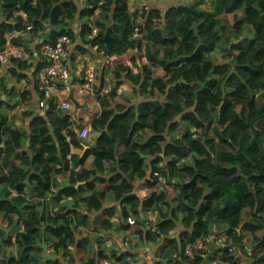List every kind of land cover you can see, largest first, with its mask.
Instances as JSON below:
<instances>
[{
	"label": "trees",
	"instance_id": "obj_1",
	"mask_svg": "<svg viewBox=\"0 0 264 264\" xmlns=\"http://www.w3.org/2000/svg\"><path fill=\"white\" fill-rule=\"evenodd\" d=\"M204 1L138 14L128 11L129 0H87L82 15L91 17L100 8L107 22L97 25L94 37H86L87 30L85 43L112 57L136 50L147 65L140 63L139 73L120 66L104 72L101 88L106 84L110 90L96 97L102 111L90 121L96 134L92 143L79 139L69 117L53 104L43 115H29L28 130L22 132L0 118V253L18 250L17 260L3 256L0 264H65L63 258L43 260V238L56 253L70 256L75 247L83 257L89 217L102 209L108 193L123 205L121 227L111 221L115 210L110 209L98 227L90 224L92 230L121 235L125 219L133 215L135 234L156 246L154 256L167 258L185 241L227 227L247 256L244 264H264V103L259 97L264 94V0H212L209 9L200 7ZM17 6L34 25L30 41L50 43L63 33L71 37L70 24L79 12L72 0H0L5 16L0 45L14 23L21 26L18 18L10 21ZM46 25L50 34L44 40L38 33ZM156 67L163 76H153ZM38 69L23 61H14L12 68L17 78L27 71L35 76ZM125 71L124 80L142 98L128 106L113 99ZM4 82L0 78V87ZM144 130L151 135L136 141ZM83 144L89 148L82 156L72 153ZM148 165L147 185L161 180L173 185L172 199L164 191L142 201L133 194L131 181L145 178ZM60 176L67 181L57 187ZM146 212L154 223L141 219ZM4 222L10 232L2 238ZM106 249L99 247L83 264H98ZM221 258L243 264L225 253Z\"/></svg>",
	"mask_w": 264,
	"mask_h": 264
},
{
	"label": "crops",
	"instance_id": "obj_2",
	"mask_svg": "<svg viewBox=\"0 0 264 264\" xmlns=\"http://www.w3.org/2000/svg\"><path fill=\"white\" fill-rule=\"evenodd\" d=\"M77 5L79 12L74 17L73 21L70 24V34H71V44L68 48V67L70 69L71 73V81L70 85L67 89H62L60 91V102L68 101L71 103L72 108L69 111L70 115V122L72 123V127L74 132L76 133L78 129L83 126L84 123L89 122L97 119L100 115L102 108L100 103L97 101V96H102V91L95 96L90 95H81L78 93V87L81 84V74L78 66V58L80 55H90L93 57V59L97 63V69H98V85L96 86V90L98 92V88L100 90L101 88V82L106 81V78H103L104 72L113 69L117 66H120V68L128 69L130 68L133 73L139 72V65L140 63L147 65L146 60H142L140 62L138 56L136 55V50L134 51H128L120 56L116 57H110L107 55H104L102 52L97 51L96 47H91L89 44L85 43L86 37L91 34H94L96 31L92 29L91 20L92 18L95 20L96 25H101L103 23H106V18L104 13L100 9L91 17H84L82 15V10L86 7V0L84 3L82 0H72ZM195 0H129L127 8L130 13L137 12L140 14L143 10L151 11L152 9H156L160 11L161 13H165L169 8L176 7V6H189L192 5V3ZM212 1V0H211ZM5 16L2 13V9H0V23L4 20ZM67 21V20H66ZM139 22H141L139 20ZM46 30L43 32H39L40 37L44 40H47L49 37V31L50 28H48V25H46ZM89 30V32L86 35L84 33ZM99 33L98 31L94 34L96 36ZM90 34V35H89ZM7 33L5 34L6 37ZM92 36V37H94ZM39 39V38H37ZM34 38L33 40H28L26 43H29L28 47L26 48L28 51V61L32 67L40 65V44L37 40ZM13 68V65H12ZM12 68L8 71H3L0 68V78H3L5 82L0 87V101H2V104L0 106V118L4 117L6 120V126H10L13 130L17 131H25L28 130V122L29 120L26 118H29V115L33 114H41L43 115L44 112L39 110L37 107V102L40 97L38 88H37V80L36 76H33L30 73H27L23 71L22 73L27 75V78H25V74L21 77L17 78L15 74H13ZM153 76L155 77H161L163 76L164 72L161 71L159 68L155 69L153 68ZM125 72H120L121 75V84L118 87L117 94L113 98L115 101L120 103L122 106H128L129 104H137L141 101V97L139 96V90L138 88H135L133 85L130 84L129 81L124 80ZM106 87L110 88V85H106L101 88L104 89ZM19 90L21 97L23 99L24 105L27 106V110L24 112H19L17 109L14 108L12 104V98L16 94V91ZM26 116V117H25ZM63 134H65L63 132ZM95 133H92L90 131L89 137L91 139H85L87 142L92 143L93 139L95 137ZM151 133L148 130H144L137 134L135 137L136 141H145ZM88 137V138H89ZM28 146V145H27ZM83 147V146H82ZM83 151V149H82ZM119 153L123 152V148L120 147L118 150ZM72 153L79 154V156H82L83 152L78 151L77 149L72 150ZM145 157V156H143ZM151 162V159H147V163L149 164ZM149 168L146 172V177L143 179L135 178L131 181L132 184V192L137 197H139V200H143L147 198V196L152 192H160L164 191L165 193H169V189H171L170 185H166L162 180L158 182L155 186L149 187L147 185V182L150 178V172H151V165H148ZM8 169H4V173H6ZM116 174V173H114ZM112 174V175H114ZM124 176V175H123ZM67 177H58V185L57 187H61L66 184ZM125 177V176H124ZM100 187V186H99ZM63 202H70L71 200L68 198H64L62 200ZM81 207L83 206L82 202H79ZM72 206V204L69 205V207ZM123 205H121V202L115 201L110 194H107V199L103 203V207L101 210L94 212L89 217V222L93 226H97V223L99 224L100 221L104 220L108 215H106V212L110 209L115 210V215H113L111 218V221L116 223V227H121V224L119 223L120 220V208ZM83 208V207H82ZM140 210V208H139ZM84 214V213H83ZM141 219H147V221H152L154 219V216L152 214H144L141 215ZM107 219V218H106ZM89 224V230L85 233L84 237H86L88 241V248L87 253L83 257L77 256V250L74 247L71 251L70 256H63L59 252H55L52 248L49 247V245L45 242L47 246V251L49 255L52 257V260L54 259H61L63 258L65 264H83L89 257L94 256V252H97L99 247L103 245V247H106L105 250V256L110 255L111 250L115 253L119 251V244L117 240H120V237L118 236L119 231H114L113 229L111 232H109L108 236H106V240H103L99 238V230H92V227ZM123 226L125 228V223H123ZM1 229L4 231L2 234V238H5L7 233L10 232V230L7 228V223L4 222L1 226ZM116 229V228H115ZM83 232V230H82ZM84 233V232H83ZM138 235H135L134 239L137 241L136 248L132 249V251L126 250L125 255L132 256L134 261H142L145 258H150L152 255L155 254L156 246L152 245V243H145L141 242L140 238L136 237ZM83 237V236H82ZM45 241L43 238L42 241ZM42 241L39 244H42ZM105 241V244L102 242ZM42 257L44 260V251L42 248ZM3 253L5 255H3ZM3 253H0V258L3 256H6L7 258H14L18 259V250L15 248H10L5 250ZM120 254H123L122 251H120ZM111 256V255H110ZM97 260V259H96ZM124 259H121L123 261ZM45 261V260H44ZM209 260H206L204 263L208 264ZM124 263V262H123Z\"/></svg>",
	"mask_w": 264,
	"mask_h": 264
},
{
	"label": "built area",
	"instance_id": "obj_3",
	"mask_svg": "<svg viewBox=\"0 0 264 264\" xmlns=\"http://www.w3.org/2000/svg\"><path fill=\"white\" fill-rule=\"evenodd\" d=\"M82 2L84 3V0ZM32 4L35 5V2L33 1ZM13 18H18L21 26L17 27L14 23L12 29L7 32L5 42L0 45V68L3 71L10 70L14 61L29 63L28 50L21 44H15L14 41L30 40L34 31V25L29 21L27 13L21 10L19 6L13 11V17L10 21H13ZM90 26H92L94 31H98V27L93 22H91ZM94 34H91L90 37L94 36ZM38 42L40 44V65H38L39 69L35 76L40 97L37 107L39 110L45 111L50 104H53L59 115L68 116L70 120L69 111L72 108L71 103L68 101L60 102L59 99L60 91L67 89L71 81V73L67 62L71 37L68 33H63L52 43ZM78 62L82 79L78 87V93L95 96L98 94L96 90V86L98 85L97 63L90 55H80ZM38 66H31L32 71ZM27 73L30 72L27 71ZM109 90V87H106L101 91L102 94H106ZM12 104L19 112L27 110V106L24 105L19 90L16 91V94L12 98ZM90 131V123L86 122L78 129L76 134L79 139L85 140L89 137ZM124 222L126 230L121 235H118L120 240H117V242L120 249L116 252V256L111 257L110 254L106 258H97L98 264H205L206 260H209L208 264H228L227 261L221 258V255L224 253L228 257H233L236 263L242 262L244 264L245 258L242 255L241 245L232 242L230 235L227 233V227H225V231L222 233H213L206 238L185 241L180 249L168 253L166 255L167 258H158L152 255L150 258H145L142 261H134L132 256L125 255L123 261L118 260L120 251L125 254L127 252L125 249H131L130 251H132L138 244L134 239L136 235L134 232V225L136 224L134 216H128ZM109 232L99 231L100 238L106 240ZM103 243L105 244V241Z\"/></svg>",
	"mask_w": 264,
	"mask_h": 264
},
{
	"label": "rangeland",
	"instance_id": "obj_4",
	"mask_svg": "<svg viewBox=\"0 0 264 264\" xmlns=\"http://www.w3.org/2000/svg\"><path fill=\"white\" fill-rule=\"evenodd\" d=\"M211 0H205L204 1V3L200 6L201 8H204V9H209L210 8V4H211ZM212 8V7H211ZM231 27L234 25V26H237L236 25V23H232V21H231ZM220 49H218L217 48V51L214 53L215 54V56H219L220 55ZM225 58V57H224ZM226 59V58H225ZM141 66L139 65V68H140ZM157 68H159V67H156L155 69H157ZM161 71H162V69L161 68H159ZM141 69H139V71H140ZM139 73V72H138ZM155 77V76H154ZM259 97H261V101L264 103V94H260L259 95ZM87 139H91V137H89V138H87ZM86 139V140H87ZM78 151H80V152H83L82 150H78ZM171 186V189H169V193H168V191H167V194H168V197L170 198V199H172L175 195H176V192L174 191V188H173V185H170ZM160 192H163V190L162 191H160ZM159 193V192H158ZM144 214V216H146V214H147V212L146 213H143ZM152 223H154L155 222V219H153L152 221H151ZM96 227H98V225L96 226ZM257 235H262L260 232H258L257 233ZM99 236V235H98ZM138 238H139V236H137ZM99 238H100V236H99ZM141 241V240H140ZM142 242V241H141ZM101 249H104V247H103V245L101 246ZM242 255L244 256V258L246 259L247 258V256L245 255V253H244V251L242 250ZM111 257H115V256H112L111 255Z\"/></svg>",
	"mask_w": 264,
	"mask_h": 264
},
{
	"label": "water",
	"instance_id": "obj_5",
	"mask_svg": "<svg viewBox=\"0 0 264 264\" xmlns=\"http://www.w3.org/2000/svg\"><path fill=\"white\" fill-rule=\"evenodd\" d=\"M89 147L85 144H83V153L88 149ZM141 157H143V155H141ZM28 182V180H26V183ZM40 248L43 249L44 251V260L45 261H51L52 257L49 255L48 251H47V246L45 244V241H42V244L40 245Z\"/></svg>",
	"mask_w": 264,
	"mask_h": 264
},
{
	"label": "clouds",
	"instance_id": "obj_6",
	"mask_svg": "<svg viewBox=\"0 0 264 264\" xmlns=\"http://www.w3.org/2000/svg\"><path fill=\"white\" fill-rule=\"evenodd\" d=\"M84 1H85V0H84ZM99 3H101V2H99ZM99 3H98V7L100 6ZM101 4H102V3H101ZM85 8H87V0H86V7H85ZM98 9H100V8H97V9L94 11V14L98 11ZM94 14H93V15H94ZM93 15H92V16H93ZM95 15H96V14H95ZM91 18H92V17H91ZM91 22H93V23L95 24V26H97L96 23H95V20H94L93 18H92ZM97 27H98V26H97ZM98 29H99V28H98ZM110 57H112V56H110ZM144 60H145V59H144ZM109 89H110V88H109ZM155 175H156V174H155Z\"/></svg>",
	"mask_w": 264,
	"mask_h": 264
}]
</instances>
